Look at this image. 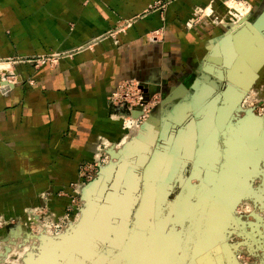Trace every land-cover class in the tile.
Here are the masks:
<instances>
[{"label":"rangeland","instance_id":"obj_1","mask_svg":"<svg viewBox=\"0 0 264 264\" xmlns=\"http://www.w3.org/2000/svg\"><path fill=\"white\" fill-rule=\"evenodd\" d=\"M167 2L153 1L141 15L154 11L163 13ZM215 2L214 8L204 5V7L198 6L191 10L183 26L189 30L197 24L209 22V26L216 27L220 31L212 37L214 42L212 48L217 49L220 42L231 32L254 21L262 11H255L254 4L248 0H215ZM260 4L262 3H259V9ZM128 26V20L119 21L105 33L104 37L110 36L117 39V35L125 32ZM164 30V27H160L148 31L145 33V38L150 43L162 41ZM91 44L90 46L93 45ZM76 51L78 49L67 52L65 55H43L27 60H30L34 66L45 63L54 65L60 58L70 56ZM206 58H203V61L206 60L222 68V57L219 53ZM207 65L209 64H204L202 68V76L207 73L205 71ZM0 69L2 71L0 89H6L8 80L10 81L14 75L11 70L5 71L3 64L0 65ZM5 72L8 73L4 74ZM12 80L14 81V77ZM201 81L202 77L201 79L198 77L196 70L192 79L181 81L182 86L190 85L191 87L186 89L183 95H179L183 92L182 88L176 90L180 83L169 88L162 86V83L158 84L156 81L135 76L119 80L114 89L108 93L106 101L110 118L120 122L121 136L116 140L104 136L98 137L91 158L78 163L75 178L70 180L66 186L51 187L41 192L36 196V200L24 206L20 215L16 217L0 218V264H65L62 261L64 255H74L69 264H86L89 261L87 260L89 249H82L76 254H74L76 252L74 249L64 253L63 249H57L56 242L65 235L72 237L78 228L77 223L84 224L88 228L92 227L94 217L88 220V216L93 211L88 208L82 217L89 203L94 202L89 189L98 182L102 169L112 164L114 160L118 162L122 156V146L125 148L128 145H136L138 141H135L136 138L139 137L140 142H145L146 146L151 145L147 152L150 159L153 152L165 144V136L172 135L174 138L178 131L185 127L194 128L199 133L201 131L200 116L224 89V82L220 81L214 72L209 81L215 84L217 93L196 112L193 109L194 100L202 86L205 85L200 86ZM174 91H180V93L175 95ZM193 93L195 96L192 101ZM239 107V115L233 116L232 114L229 120L231 124L234 125L241 119L237 125L250 118L259 120L254 131L255 138L251 144H248L245 138L241 137L243 143H240L232 137V142L227 147L223 145L222 138H218L216 148L213 147L209 151L213 156L209 162L218 161L220 164L216 166V170L211 169L212 176L206 180L208 176L205 173L208 164L196 157L201 141L196 138L188 139L186 143L191 141L192 145L189 158L187 157L181 172L188 180L184 189L181 187L178 176V180H174L167 196V202L164 201L166 204H163L161 196L164 193L158 190L157 184L154 185L150 193V207L138 218L139 226L146 234L144 239L145 250L148 254L146 264H177L173 255L175 237L164 239L162 235L159 236L167 226L168 218L184 219L181 236L184 252L181 263L186 264L192 252L206 238L203 231L212 221V217L217 214L223 216V211L231 208L232 218L229 224H226L223 236L205 250L206 258L201 264H235V262L236 264H264V71L259 80L253 83L246 92L237 109ZM190 108L196 113L187 119L178 120L180 117L178 112L181 109L187 111ZM230 123L227 125L232 128ZM144 128L149 130L150 137L146 135L147 133H142ZM223 133L230 132L224 128ZM223 133L219 132V134ZM226 138L229 137L226 136ZM171 147L165 151V159L168 158L167 152L171 151ZM192 170L195 176L189 177ZM139 176L141 177V172ZM192 179H199L197 180L199 183L193 185ZM189 187H192V190ZM141 192L142 188L137 192L138 199L130 211L129 219L118 220L111 239L100 246L98 254L92 263L88 264H127L122 250L124 251L129 236L132 234L129 233L135 221V212L139 207ZM98 203H96L97 206H99ZM98 215L104 224L107 221L105 213L101 211ZM134 224V228H137V224Z\"/></svg>","mask_w":264,"mask_h":264},{"label":"crops","instance_id":"obj_2","mask_svg":"<svg viewBox=\"0 0 264 264\" xmlns=\"http://www.w3.org/2000/svg\"><path fill=\"white\" fill-rule=\"evenodd\" d=\"M153 1H168L164 12L141 15ZM248 1L255 11L264 8V0ZM214 2L0 0V65L14 75L0 89V218L16 217L41 192L66 186L78 163L91 158L98 137L121 136L106 101L119 80L135 76L169 88L180 83L176 90L183 92L173 93L183 95L191 86L181 81L197 70L200 86L214 88L202 106L212 99L217 90L209 78L221 67L203 58L220 31L207 21L189 30L183 23L191 10ZM123 20L125 32L104 37ZM160 27L163 40L148 42L145 33ZM76 49L54 65L27 60ZM204 64L214 68L206 81ZM222 100L220 92L211 105ZM195 113L188 109L184 119Z\"/></svg>","mask_w":264,"mask_h":264},{"label":"bare ground","instance_id":"obj_3","mask_svg":"<svg viewBox=\"0 0 264 264\" xmlns=\"http://www.w3.org/2000/svg\"><path fill=\"white\" fill-rule=\"evenodd\" d=\"M264 22V21H263ZM232 31V30H231ZM236 31L235 37L231 39L232 32L229 34L228 37L224 38L220 44H223L224 42H230L232 40V43H236L238 45L241 43L242 38L249 36V25L244 24L241 28L234 30ZM233 31V32H234ZM246 35V36H245ZM230 37V39H229ZM234 40V41H233ZM219 44V45H220ZM219 45L218 49L213 47L214 51L218 53L219 51ZM212 65H207L205 67V71L207 73H211L213 71ZM264 71V66L260 68L259 72L257 73V76L255 78V82L259 80L262 72ZM216 72L218 76L223 75L224 73L220 69H216ZM206 74H203V79L206 81L208 79V76ZM245 83H248V81H245ZM244 84V83H243ZM231 86H229L230 88ZM213 87L203 85L202 89L198 93L197 97L194 100V111L198 110L202 107V104L206 101L207 96L213 91ZM231 89V88H230ZM248 91V90H247ZM252 92V91H251ZM231 92L226 91L223 93V103H225L227 100H229ZM255 95V94H254ZM253 95V96H254ZM252 97V96H251ZM250 97V98H251ZM239 109L233 112V116L239 115ZM219 105H216V101L213 105L209 106V108L200 116L199 122L202 125V132L197 133L194 128L191 127H185L183 129L179 130V133L173 138L171 136V139L173 138V145L170 148L171 153H168V158L165 159V151L166 150H156L154 153V159L151 160L148 164H146L149 161L148 153L149 146H146L145 142H140V138H136V143H139L140 145H136L137 148L132 147L131 145H128L124 148V151L122 152V156L120 159H118V162L114 160V162L110 165H108L106 168L102 169L100 172L101 176L108 177L109 174L112 175L114 182L112 184V188L110 190H107V184L103 181L100 183L94 184L89 189V194L93 196L92 200L94 201L89 210L93 211L90 216H88V220H91V218L94 217V223H92V227L88 228L84 226V224H80V229L77 228L72 239L79 238L83 239L82 244L78 245V248H76L74 251H76L74 254L81 252L82 249H89V253L87 254V260H93L94 257L98 254V251L95 249V245L97 244V237H103L105 239L108 235H112L113 230L116 228L118 220L119 219H129L130 211L132 207L137 202V192L142 188V196L140 199L139 207L137 211L135 212V221L134 223L137 224L136 231L134 233H137L138 231L141 232V235L139 237L133 236L132 234L129 236L128 239V245L129 249L125 251V255L133 256V251L139 256H141V250L143 245V242L145 241V232L144 230L139 226L138 218L140 217L141 213L145 210H147L150 207V193L154 188V185H158L159 191H161L163 196L166 194L165 189H163L162 185L164 181L170 180L175 175V181L178 180V176L180 179L181 187L184 189L185 184L187 183V178L182 175L181 172L173 173L176 163L178 162L175 153L180 151V146L182 149V154L187 159L189 155V150H191L192 142L190 140L200 139V138H206L207 134L215 128L214 119L219 113ZM178 115L180 116L178 120H182L185 118L186 110L181 109L178 112ZM258 119H247L246 121H243L239 125H237L235 128H231L229 125H226L225 129H227L231 135H234L233 137L240 143H243L242 138H245L246 142L248 144H251L254 141L255 136V129L257 128L259 122ZM143 134H146L148 137H150V132L146 128L142 130ZM205 136V137H204ZM141 137V136H140ZM212 138V137H211ZM146 139V138H145ZM143 139L144 141H147ZM190 139L189 143H186V141ZM230 139H225V145L229 147V143L232 142L229 141ZM127 141V140H126ZM153 142V141H152ZM212 142V139H211ZM122 143V142H121ZM153 147V146H152ZM134 150H132V149ZM169 148V145H168ZM167 149V146H166ZM144 150L143 152H141ZM191 153V152H190ZM137 154V161L136 163L132 162V157H134ZM170 154V155H169ZM121 155V154H120ZM189 158V157H188ZM134 161V160H133ZM164 165V167H163ZM144 167L145 171L143 172V176H139L138 169L139 167ZM172 166V167H171ZM118 167V168H115ZM103 179V178H102ZM197 180L199 179H192L191 183L193 185H197ZM199 183V182H198ZM144 187V189H143ZM191 188V187H189ZM91 192V193H90ZM100 199H106V203L101 204L100 206H97L96 203H98V200ZM181 199V195L179 196V200ZM177 201V200H176ZM238 201V199H237ZM236 203V202H235ZM235 206V205H234ZM231 209L224 210L223 216H220L221 214H217L216 216L212 217V221L206 226L204 229V233L206 234V238L202 241L201 245L197 246L196 249L192 252V256L188 260L186 264H201V262L206 258V252L205 250L213 244L214 241L221 238L225 231L226 224H229L231 221ZM105 213L107 221L102 224L99 218V215L101 213ZM96 213V216H95ZM113 218L117 219L116 223H113ZM83 220V219H82ZM85 221V220H84ZM167 226L163 231L160 232L159 236L162 235L164 239H169L170 237H175V242L173 246V255L175 256V262L177 264H182L183 261V250H182V228L184 219L180 217L176 218H168L167 220ZM108 222V223H107ZM101 223V224H100ZM193 223V222H192ZM101 225H104L103 227ZM139 227V228H138ZM96 232L97 237L94 238L90 235H86V232ZM160 230V229H159ZM88 236V237H87ZM224 247L226 248V244H224ZM210 250V249H209ZM208 250V251H209ZM83 254V253H82ZM85 254V253H84ZM203 254V255H202ZM209 254V253H208ZM228 255V254H227ZM74 255L69 256L68 258V264L71 263L72 257ZM230 256V254L228 255ZM233 258V256H231ZM235 262V261H233ZM237 262H235L236 264ZM111 264V263H109Z\"/></svg>","mask_w":264,"mask_h":264},{"label":"water","instance_id":"obj_4","mask_svg":"<svg viewBox=\"0 0 264 264\" xmlns=\"http://www.w3.org/2000/svg\"><path fill=\"white\" fill-rule=\"evenodd\" d=\"M263 21H264V8L262 9L261 13L255 18L254 21L247 23V25H249V33H248L249 36L242 38L241 43H239L238 45H236V43H234V44L232 43L231 39L235 37V33H236V31H234V32H232L231 39L229 37V39L231 40L230 42H228V43L224 42L223 44L219 45L218 53L222 57V68L220 70H222V72L224 74L221 76H218L217 72H216V74H217V78L220 81L224 82V89L221 91V97L222 98L224 97L223 93L226 91L231 92L230 93L231 95L229 97V100H227L225 103H223V100H224L223 99L219 105V111L220 112L217 114V116L214 119L215 128L212 129L207 134L205 139L203 137L199 139L201 141V145L196 152V157H198L203 162L204 161L207 162V164H208V168L206 167V173H205L208 176L207 178H205L206 180H208L209 177L212 176L211 169L216 170V166L220 164V163H218V161H216V162L214 161L212 163L209 162L213 157L209 153L210 149H213V147L216 148V142H217L218 138H222V143L224 146H225V137L226 136L229 137V139H230L229 141L232 140V137L234 135H231L230 133L224 134L223 133L224 128L226 127V125L228 123H230L229 120H230L233 112L237 109L238 105L240 104V102H241L242 98L244 97V95L246 94L247 90H249L252 87L253 83H255V78H256L257 73L259 72L260 68L264 66V22ZM216 54L217 53L214 51V49H211L208 56H212V55H216ZM245 81H248V83H245ZM213 85L215 86V84H213ZM229 86H231L230 87L231 89L229 88ZM208 108H206L204 110V112ZM198 110H196V112ZM241 120L237 121L234 125L231 123L230 124H231V126L235 127V126H237L238 122H240ZM200 132H202V125H201V131ZM219 132L220 133L222 132L223 134H219ZM178 133H179V131H178ZM171 136L172 135L165 136L164 137V143L165 144H163L160 147V149H157V150H166L167 151L168 145H169V147L173 145V143L171 141L172 140ZM211 139H212V144H211ZM170 142L172 145L170 144ZM136 145L139 146L140 144L137 143ZM136 145H134L132 147L137 148ZM166 146H167V149H166ZM149 149H150V147H149ZM122 150L124 151L123 146H122ZM132 150H134V149H132ZM143 151L144 150H142L141 152H143ZM155 151L153 152L152 157L149 159V161L146 164H148L149 162H151V160L154 159ZM175 155H176L178 162L175 165V168H174L172 175L174 173L182 172L184 169L185 163H186V159L182 154L181 146H180V151L175 153ZM206 158H208V160H206ZM132 159L134 161L133 160H131V161L136 163L137 154L134 157H132ZM181 162H183V164H180ZM141 167L136 168V169H138V171H137L138 174H139V172H141V176H143L144 175L143 172L145 171V168H141ZM115 168H118V167H115ZM193 168H194V166H193ZM219 170H220V168H219ZM199 171H200V169H199ZM191 176H195L193 173V170H192L191 175L189 177H191ZM113 177L111 174H109L108 177L101 176L99 174L98 183H100L103 180L107 184V190H110L112 188V184L114 182ZM175 177L176 176L174 175L173 178H171L170 180L168 179V180L163 182L162 185H164V186H162V187H163V189H165L168 192H166V194L164 196L163 195L161 196L162 197L161 201L164 202L167 200V196L172 189L173 183L175 182L174 181ZM108 185H109V187H108ZM143 189H144V187H143ZM190 190H192V187L190 188ZM98 202H99L98 205L100 206L101 204L106 203L107 201H106V199H100V200H98ZM163 204H166V203L164 202ZM90 206H91V204L89 203V205H88L87 209L85 210L84 214L82 215V217L86 214V212L88 211V208H90ZM113 219L114 220H112V222L116 223L117 219L116 218H113ZM79 225L80 224H78V223L76 224V226L79 227L78 229H80ZM134 225L135 224L133 222L132 223V229H131L129 234L134 233V229H135ZM85 232H86V235H90L94 238L97 237L96 232H93V231L92 232L85 231ZM139 234L141 235L140 231H138L137 233H134L135 238L139 237L140 236ZM66 236L67 235L62 236L61 239H59L56 242L57 249H59V250L63 249L64 253H67V251L71 252V250L72 251H73V249L75 250L76 248H78V245L82 244L81 242L83 239H79V238L72 239L71 237H68V236L66 237ZM132 236H133V234H132ZM111 237H112V235L111 236L108 235L105 239H103V237H97V241H96L97 244L95 245V249L98 251L100 246L104 245L106 242H108L111 239ZM122 253L125 256V251L122 250ZM69 256L70 255H64L63 256L62 261H64L65 264H68V262H69L68 257ZM88 263H92V261L91 260L87 261L86 264H88Z\"/></svg>","mask_w":264,"mask_h":264},{"label":"flooded vegetation","instance_id":"obj_5","mask_svg":"<svg viewBox=\"0 0 264 264\" xmlns=\"http://www.w3.org/2000/svg\"><path fill=\"white\" fill-rule=\"evenodd\" d=\"M129 243H127L126 245H128ZM125 245V251H127L129 249V246L126 247ZM143 247H142V250H141V256L137 255L135 253V251H133V256H126V260H127V264H146L148 263V254H147V251L145 250V241L143 242ZM124 246V245H123ZM127 249V250H126Z\"/></svg>","mask_w":264,"mask_h":264},{"label":"built area","instance_id":"obj_6","mask_svg":"<svg viewBox=\"0 0 264 264\" xmlns=\"http://www.w3.org/2000/svg\"><path fill=\"white\" fill-rule=\"evenodd\" d=\"M7 73H8V72H7ZM4 74H6V72H5Z\"/></svg>","mask_w":264,"mask_h":264}]
</instances>
